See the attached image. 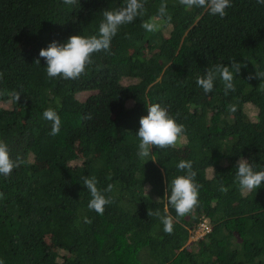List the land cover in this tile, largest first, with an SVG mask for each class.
Instances as JSON below:
<instances>
[{
    "label": "trees",
    "instance_id": "obj_1",
    "mask_svg": "<svg viewBox=\"0 0 264 264\" xmlns=\"http://www.w3.org/2000/svg\"><path fill=\"white\" fill-rule=\"evenodd\" d=\"M161 2L147 0L146 14L113 37L111 54L94 53L85 75L64 80L47 77L40 49L97 35L103 11L126 0H0V140L24 160L0 176L4 264H264V182L251 193L233 183L240 158L264 165V81L248 79L264 72V5L231 0L220 18L167 0L170 25L147 32L141 25ZM232 60L246 65L235 92L225 95L219 79L209 94L197 86L208 67ZM82 92L90 94L79 100ZM150 103L186 132L175 148L153 146L144 163L136 132ZM49 107L61 118L56 136L43 118ZM180 160L192 162L201 185L199 206L183 218L167 202L168 184L184 174ZM85 176L100 189L113 185L103 215L87 207ZM155 209L174 218L172 234L148 217ZM202 221L209 230L189 240Z\"/></svg>",
    "mask_w": 264,
    "mask_h": 264
},
{
    "label": "clouds",
    "instance_id": "obj_2",
    "mask_svg": "<svg viewBox=\"0 0 264 264\" xmlns=\"http://www.w3.org/2000/svg\"><path fill=\"white\" fill-rule=\"evenodd\" d=\"M64 4L75 5L77 0H63ZM147 0H126L125 6L116 10H104L103 19L99 24L98 34L91 36L72 35L66 43H58L53 40L46 48L39 51V57L46 61V73L49 78L64 80H75L86 74V69L93 64L94 53L104 52L111 54V41L116 36L121 26L132 23L137 17L146 14L145 4ZM178 3L185 9L193 7L204 8L210 15L224 18L227 15L226 9L232 6L231 0H178ZM258 4L264 5V0H257ZM171 15L167 10V0H162L157 15L142 23V27L147 32H158L170 25ZM126 38L127 37L126 34ZM34 63L39 65V59ZM242 65L236 60L230 61V66L216 63L205 70V74L198 75L196 84L205 94H209L214 89V83L219 79L223 84L224 94L235 92L234 78L239 76ZM259 79L264 81V72L250 74L248 79ZM264 92V84L259 88ZM20 98L19 92L12 93L13 102L17 103ZM229 111L235 113L237 106L230 104ZM43 118L50 122V135L56 136L61 129V118L57 111L51 107L43 111ZM91 119V116L86 117ZM139 129L136 132L138 138L137 152L138 158L144 161L152 155L150 149L155 146L158 149L175 148L177 144L185 139V126L177 122L176 116L170 114L167 107L159 103H150L147 106V115L139 119ZM154 161V160H153ZM24 160L18 155L13 158L10 154L8 144L0 140V176L8 177L15 168L20 167ZM183 175L175 176L170 185V194L167 196L168 205L175 209L176 217L183 218L190 215L199 206V189L201 185L196 182V173L192 169L190 160H180L176 165ZM213 169V168H212ZM235 176L233 183L238 185L241 192L251 193L262 186L264 182V165L250 162L240 158L235 166ZM214 172V169H213ZM83 185L90 193L91 199L88 202V209L95 211L98 215H103L105 207L112 203V197L106 195L113 191V185L108 184L107 188L97 187L98 181L95 176H85ZM147 193V187L144 188ZM219 191L227 193L228 189L220 185ZM4 197L0 193V199ZM148 217H156L163 225L166 234L174 231V218L160 209L148 210ZM84 224H91V218L83 217ZM0 264L4 261L0 259Z\"/></svg>",
    "mask_w": 264,
    "mask_h": 264
},
{
    "label": "rangeland",
    "instance_id": "obj_3",
    "mask_svg": "<svg viewBox=\"0 0 264 264\" xmlns=\"http://www.w3.org/2000/svg\"><path fill=\"white\" fill-rule=\"evenodd\" d=\"M165 32H166V31H165ZM166 33H167V32H166ZM89 94H90V92H82V93L77 94L76 96H77V98H78L79 100H84ZM248 112H249L251 118H252L253 120H255V111H254L252 108H250V109H248ZM75 162H76V161H72V163H75ZM197 234H198V232H197V229H196V231L194 232L193 236H192L191 239H189V240H193L194 238H196ZM188 242H189V241H188Z\"/></svg>",
    "mask_w": 264,
    "mask_h": 264
},
{
    "label": "built area",
    "instance_id": "obj_4",
    "mask_svg": "<svg viewBox=\"0 0 264 264\" xmlns=\"http://www.w3.org/2000/svg\"><path fill=\"white\" fill-rule=\"evenodd\" d=\"M208 230H209V225L205 221H202L198 225V228H197L198 234L197 235L206 233Z\"/></svg>",
    "mask_w": 264,
    "mask_h": 264
}]
</instances>
